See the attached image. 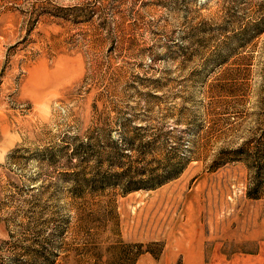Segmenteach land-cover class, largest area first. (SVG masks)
Instances as JSON below:
<instances>
[{
	"label": "rangeland",
	"instance_id": "374dc122",
	"mask_svg": "<svg viewBox=\"0 0 264 264\" xmlns=\"http://www.w3.org/2000/svg\"><path fill=\"white\" fill-rule=\"evenodd\" d=\"M0 264H264V0H0Z\"/></svg>",
	"mask_w": 264,
	"mask_h": 264
},
{
	"label": "trees",
	"instance_id": "16d2710c",
	"mask_svg": "<svg viewBox=\"0 0 264 264\" xmlns=\"http://www.w3.org/2000/svg\"><path fill=\"white\" fill-rule=\"evenodd\" d=\"M146 147H149V144H147ZM109 154L114 158L118 157L115 154L113 155L112 152ZM255 154H256V156L254 155V157L256 158L255 160L257 161L260 160V157L257 155L258 152H256ZM184 169H185L184 161L183 162L179 161L176 163L168 164L165 166V168L162 169L161 172H157V171L149 172L147 169H145L144 172H141V174L145 176V178H142L141 176H139L141 177V180H139L138 182L133 181L132 178H134L135 173L132 172V174L130 175L131 173L130 168L127 170H123L122 172H117L116 174L112 176L109 175L108 172L104 174L96 173L94 174V176H92V178L93 179L99 178L102 181H107L108 179H111V177L117 176L120 179L121 183L125 179L124 182L122 183V189L125 193H127V192L141 190V189H147V190L156 189L157 187H160L166 184L167 182L178 178L183 173ZM138 175H140V173ZM81 179H84L83 180L84 182L88 181V180L87 181L85 180L86 175L82 176ZM249 195L253 198L259 197V194H252L251 192H249Z\"/></svg>",
	"mask_w": 264,
	"mask_h": 264
}]
</instances>
